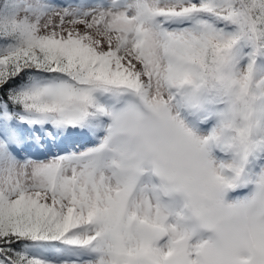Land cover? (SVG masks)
Segmentation results:
<instances>
[{"label":"snow or ice","instance_id":"1","mask_svg":"<svg viewBox=\"0 0 264 264\" xmlns=\"http://www.w3.org/2000/svg\"><path fill=\"white\" fill-rule=\"evenodd\" d=\"M262 70L264 0H0V264H264Z\"/></svg>","mask_w":264,"mask_h":264},{"label":"rangeland","instance_id":"2","mask_svg":"<svg viewBox=\"0 0 264 264\" xmlns=\"http://www.w3.org/2000/svg\"><path fill=\"white\" fill-rule=\"evenodd\" d=\"M66 2H68V3H72L71 0H68V1H66ZM261 74L264 75V70H262V73H261ZM106 102H108V103H114V101H111V100H106ZM182 115H183V118L185 119L186 123H187L190 127H192L193 130L197 131L198 133H207L208 131H210L211 127L213 126L212 122H203V124H204L203 127H201V128L196 127V126L193 124V120H200V119L198 118V115H197L195 112L184 111V112L182 113ZM188 117H191L192 119L189 120ZM200 121H201V120H200ZM101 135H103V133H101ZM215 156L218 157V158H221V159H227V157H226L225 154H223V153H221V155H217V154H215ZM251 166L254 168V167H255V164L253 163V165H251ZM251 170H252V169H250V171H251ZM145 179H146V180H149V179H151V178H150V177H146ZM156 181H157L156 183L159 182L158 178H156ZM177 199H178V201H177ZM172 202L174 203V206H175L176 208H179V207L182 206V197H180V196L177 195V196H175L174 198H172ZM69 253H70V252L67 251V250H64V252H63V254H69Z\"/></svg>","mask_w":264,"mask_h":264},{"label":"clouds","instance_id":"3","mask_svg":"<svg viewBox=\"0 0 264 264\" xmlns=\"http://www.w3.org/2000/svg\"><path fill=\"white\" fill-rule=\"evenodd\" d=\"M201 135L207 137L208 135H210V131H208L207 133H201ZM230 194H231V193H230ZM230 194H229V195H230ZM177 195L180 196V197H182L179 193L175 194L174 197L177 196ZM245 195H247V193H246ZM174 197H173V198H174Z\"/></svg>","mask_w":264,"mask_h":264},{"label":"trees","instance_id":"4","mask_svg":"<svg viewBox=\"0 0 264 264\" xmlns=\"http://www.w3.org/2000/svg\"><path fill=\"white\" fill-rule=\"evenodd\" d=\"M55 2H56V3L62 2L63 5H66V4H67L66 0H55ZM261 73H262V72H261Z\"/></svg>","mask_w":264,"mask_h":264}]
</instances>
